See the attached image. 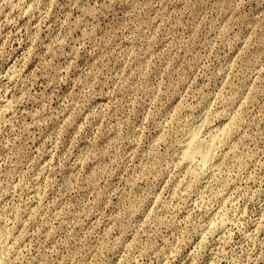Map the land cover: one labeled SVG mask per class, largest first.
Returning a JSON list of instances; mask_svg holds the SVG:
<instances>
[{
  "label": "rangeland",
  "instance_id": "374dc122",
  "mask_svg": "<svg viewBox=\"0 0 264 264\" xmlns=\"http://www.w3.org/2000/svg\"><path fill=\"white\" fill-rule=\"evenodd\" d=\"M0 264H264V0H0Z\"/></svg>",
  "mask_w": 264,
  "mask_h": 264
},
{
  "label": "bare ground",
  "instance_id": "6f19581e",
  "mask_svg": "<svg viewBox=\"0 0 264 264\" xmlns=\"http://www.w3.org/2000/svg\"><path fill=\"white\" fill-rule=\"evenodd\" d=\"M210 142V141H209ZM213 145V144H212ZM211 145L209 143L206 142V144L203 142H190L188 147H187V151H188V155L190 157H199L201 159V161L206 160V158H208V156L210 155L211 152ZM203 163V162H202Z\"/></svg>",
  "mask_w": 264,
  "mask_h": 264
}]
</instances>
